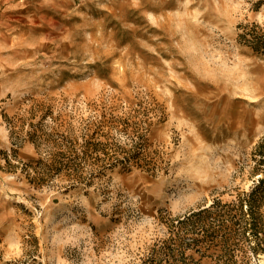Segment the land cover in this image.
<instances>
[{"label": "rangeland", "instance_id": "rangeland-1", "mask_svg": "<svg viewBox=\"0 0 264 264\" xmlns=\"http://www.w3.org/2000/svg\"><path fill=\"white\" fill-rule=\"evenodd\" d=\"M0 2L21 54L0 102V264H264L236 222L177 229L260 177L264 0Z\"/></svg>", "mask_w": 264, "mask_h": 264}, {"label": "trees", "instance_id": "trees-1", "mask_svg": "<svg viewBox=\"0 0 264 264\" xmlns=\"http://www.w3.org/2000/svg\"><path fill=\"white\" fill-rule=\"evenodd\" d=\"M263 32L256 33L251 36V45L257 47L264 45V27L261 29ZM260 158L258 160V168H260V177L256 180L253 186L246 192L239 196L237 202L232 204H221L219 200H214L209 206L190 212L178 221L177 229L186 231L188 227L193 229L199 228L203 234L211 232L215 234L218 230L222 229L229 221L232 225L239 224L242 234L250 235L255 240V246L252 249L262 250V242H264V222L262 220L261 207L264 203V142H260L257 146ZM237 212L234 214V212ZM238 214V216L236 215ZM230 216L227 220L224 216ZM211 218V222H209ZM213 222H218L214 226ZM236 222V223H234ZM227 239L224 238L223 242L226 243Z\"/></svg>", "mask_w": 264, "mask_h": 264}, {"label": "crops", "instance_id": "crops-1", "mask_svg": "<svg viewBox=\"0 0 264 264\" xmlns=\"http://www.w3.org/2000/svg\"><path fill=\"white\" fill-rule=\"evenodd\" d=\"M3 6L5 4L0 2V102L6 94V75H14L15 71L11 68L20 65L21 59L20 51L16 48L17 26L13 25L15 16L12 13L7 14V8Z\"/></svg>", "mask_w": 264, "mask_h": 264}]
</instances>
